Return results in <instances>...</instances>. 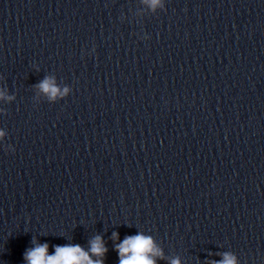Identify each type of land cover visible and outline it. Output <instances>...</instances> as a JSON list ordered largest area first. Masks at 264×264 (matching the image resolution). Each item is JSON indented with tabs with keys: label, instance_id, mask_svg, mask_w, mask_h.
Returning a JSON list of instances; mask_svg holds the SVG:
<instances>
[{
	"label": "clouds",
	"instance_id": "clouds-1",
	"mask_svg": "<svg viewBox=\"0 0 264 264\" xmlns=\"http://www.w3.org/2000/svg\"><path fill=\"white\" fill-rule=\"evenodd\" d=\"M159 0H152L155 6ZM38 89L49 96V99H56L58 95H66L68 89L63 92L55 85L52 78H45L37 85ZM4 94L0 93V99ZM11 99V97H9ZM3 133L0 132V136ZM113 241L119 239L118 233L112 234ZM89 249L86 251L80 245L66 244L54 246V254L49 255V245L36 244L35 247L26 251L24 259L27 264H104L103 257L108 249L101 236L97 235L89 241ZM115 250L119 256V264H156V258L163 259V252L160 250L151 236L143 233L126 236L123 241L115 243ZM95 256L97 259H93ZM171 264H180L179 259L172 260ZM212 264H237L236 257L230 253H224L223 259L213 261Z\"/></svg>",
	"mask_w": 264,
	"mask_h": 264
}]
</instances>
